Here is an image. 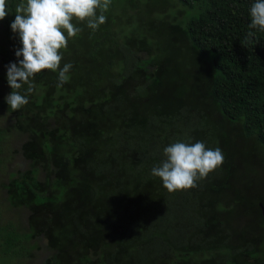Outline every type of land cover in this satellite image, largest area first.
<instances>
[{
	"label": "trees",
	"instance_id": "1",
	"mask_svg": "<svg viewBox=\"0 0 264 264\" xmlns=\"http://www.w3.org/2000/svg\"><path fill=\"white\" fill-rule=\"evenodd\" d=\"M154 1L168 9L170 1ZM20 2L8 0L0 21V81L22 47L10 27ZM179 2L201 9L184 28L189 67L172 54L151 58L131 34L132 15L153 6L112 0L106 23L95 32L77 24L82 31L69 39L68 83L58 87V73L45 71L31 93L19 90L29 101L22 109L0 100L25 133H15L14 152L30 164L1 184L26 213L18 226L11 221V253L36 259L40 251V264H264V32L249 28L255 0ZM210 112L222 166L194 188L168 192L151 175L170 145L162 127L180 121L198 137L207 126L198 117ZM3 139L0 129V153Z\"/></svg>",
	"mask_w": 264,
	"mask_h": 264
},
{
	"label": "clouds",
	"instance_id": "2",
	"mask_svg": "<svg viewBox=\"0 0 264 264\" xmlns=\"http://www.w3.org/2000/svg\"><path fill=\"white\" fill-rule=\"evenodd\" d=\"M111 3L112 0H21L16 5L10 27L18 34L22 47L15 52L18 62L7 65V82L12 92L5 97L13 111L28 104L27 96L19 90L27 85L31 93L38 74L58 73V87L69 82L72 64L61 67L69 39L82 31L77 24H86L93 32L98 30L106 23L105 13ZM9 13L8 0H0V21ZM250 18L249 28L264 32V0H255L251 5ZM163 155L151 175L160 178L168 192L196 187L197 181L206 179L224 160L221 149L208 148L202 141H176L163 149Z\"/></svg>",
	"mask_w": 264,
	"mask_h": 264
},
{
	"label": "rangeland",
	"instance_id": "3",
	"mask_svg": "<svg viewBox=\"0 0 264 264\" xmlns=\"http://www.w3.org/2000/svg\"><path fill=\"white\" fill-rule=\"evenodd\" d=\"M126 1L128 3L137 2V0ZM168 1H170L166 6L168 9L164 10V7L160 5H158V7H154L157 1L140 0V2L145 5H151V7L153 6L155 12L147 14V9L141 7V15L136 13L132 15L131 26L129 29L133 36L144 40L143 44L151 50V58L158 59L172 54V58L179 63V67H189L190 60L186 51L188 38L184 28L186 27L188 19L199 14L201 9L198 8V4L193 7H188L182 5L179 0ZM161 10L167 11V19H169V23L166 22V26L161 24L158 17L160 14L157 11ZM175 15L177 19L173 21L180 19L183 20L182 24L179 25V28L173 27L171 25L172 23H170V19L172 20V17ZM123 36L125 35L123 34ZM0 41H3V35L0 36ZM112 44L113 48L117 49V43L114 40L112 41ZM116 52L118 55L127 56V53L123 52L122 49L116 50ZM185 88L187 91H192L195 88L191 79L186 81ZM11 92L12 89L8 83L1 80L0 100H6L5 97ZM198 118L201 123L205 122L207 124L204 132L201 133L200 136L198 135V137L192 135L190 138L189 132L180 124V121L175 120L174 124H164L165 126L162 128L164 129V133L170 144L176 141L192 143L202 141L206 147L215 149L216 146L213 144V140L218 132V129L216 127L217 124L214 122L213 112L206 113ZM14 124L15 115H13L12 111L8 112L4 111L3 108H0V129L5 134V139H3L5 140V146L4 144L2 145L3 152L0 153V264H40V262H35V260L42 254L40 251L34 250L36 259L34 257L31 259L26 257V255L24 256V253L21 251L11 253V221L16 222L18 226V224H20V220L22 219L21 215H26V213L25 208H14L10 205L5 194V190L1 184L7 182L11 175L17 171V168L30 167L29 162L25 161L20 156L19 152H14L16 148L15 139L18 138L17 134L19 135V140L25 136V133L17 131ZM187 127H189V125H187ZM22 243L24 244L26 241L23 240ZM36 243L40 244L41 240L37 239ZM28 244L29 243L26 245L28 246Z\"/></svg>",
	"mask_w": 264,
	"mask_h": 264
},
{
	"label": "water",
	"instance_id": "4",
	"mask_svg": "<svg viewBox=\"0 0 264 264\" xmlns=\"http://www.w3.org/2000/svg\"><path fill=\"white\" fill-rule=\"evenodd\" d=\"M260 206H261L262 214L264 216V206L262 204H260Z\"/></svg>",
	"mask_w": 264,
	"mask_h": 264
}]
</instances>
